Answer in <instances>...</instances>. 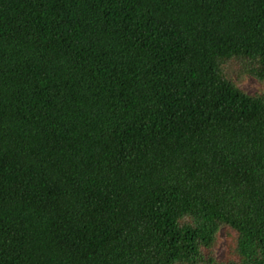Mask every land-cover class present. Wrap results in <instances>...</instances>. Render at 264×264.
I'll list each match as a JSON object with an SVG mask.
<instances>
[{"label": "trees", "instance_id": "trees-1", "mask_svg": "<svg viewBox=\"0 0 264 264\" xmlns=\"http://www.w3.org/2000/svg\"><path fill=\"white\" fill-rule=\"evenodd\" d=\"M0 264H264V0H0Z\"/></svg>", "mask_w": 264, "mask_h": 264}, {"label": "rangeland", "instance_id": "rangeland-1", "mask_svg": "<svg viewBox=\"0 0 264 264\" xmlns=\"http://www.w3.org/2000/svg\"><path fill=\"white\" fill-rule=\"evenodd\" d=\"M247 93L254 94L258 91V83L255 79L249 77L241 86ZM225 252V244L224 241L220 242L219 246L217 247V255L219 258L224 256Z\"/></svg>", "mask_w": 264, "mask_h": 264}]
</instances>
